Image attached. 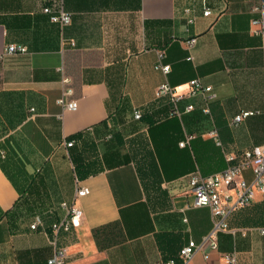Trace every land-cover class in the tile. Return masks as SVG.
I'll use <instances>...</instances> for the list:
<instances>
[{
	"label": "crops",
	"instance_id": "crops-1",
	"mask_svg": "<svg viewBox=\"0 0 264 264\" xmlns=\"http://www.w3.org/2000/svg\"><path fill=\"white\" fill-rule=\"evenodd\" d=\"M57 1L0 0V53L28 48L0 60V264H49L48 229L74 200L84 216L60 237L68 264L178 257L213 225L189 175L220 172L227 153L264 145V34L254 23L264 0H63L65 26L43 11ZM160 54L167 73L155 68ZM192 79L216 96L188 95ZM165 81L184 94L179 113L156 97ZM66 86L75 110L58 102ZM244 110L255 113L235 124ZM79 185L89 193L75 197ZM36 215L44 224L32 229ZM228 222L235 231L218 233V250L190 264H228L232 251L237 264H264V195Z\"/></svg>",
	"mask_w": 264,
	"mask_h": 264
},
{
	"label": "built area",
	"instance_id": "built-area-1",
	"mask_svg": "<svg viewBox=\"0 0 264 264\" xmlns=\"http://www.w3.org/2000/svg\"><path fill=\"white\" fill-rule=\"evenodd\" d=\"M263 17L254 19V23L259 24L256 33L264 34V4L260 7ZM43 11L50 16L53 22L65 26L71 22V14L65 9L63 0H58L52 5L43 7ZM211 8L204 6V15L211 14ZM192 21V19L190 20ZM189 45L196 42V37L190 38ZM28 48L23 44L10 43L5 46L0 53V60L9 54L26 53ZM163 55L160 54L155 68L161 69L164 73L169 71V65L162 61ZM63 83L68 84L69 78L64 77ZM72 88L66 86L62 96L58 102L66 109L75 110L78 107V102L75 99L68 100V96L72 93ZM156 97H170L175 103L174 112L179 113L177 108L178 101L184 97V94H179L177 87L165 81L160 83L155 90ZM201 94L205 101L216 96L211 85H203L199 79L190 81V90L188 95L194 96ZM194 104L190 103L186 106V110L194 109ZM203 110L209 112V107L204 106ZM252 110H244L234 116L235 124L241 122L246 117L254 114ZM135 117H141V111L135 110ZM74 140L67 141V144H72ZM187 140L180 144L184 146ZM228 161L227 167L217 173L203 175L199 171H194L189 175V185L194 193L195 206H209L211 208L213 225L209 233H207L201 241L197 242L190 239L188 243L182 246L179 250L178 257L160 261L156 264H190V261L199 251H203L206 247L211 250H218L219 241L218 233L221 231H232L235 229L229 226L228 216L236 209L248 206L254 200L256 193L261 192L264 195V145L243 150L239 153L229 152L226 154ZM252 171V179L248 180L244 177V172ZM89 193V188L86 186H78L75 197H80ZM62 206L66 211L63 218L51 223L48 231L51 236V243L54 246V253L48 260L49 264H68L67 255L68 247L60 242L62 233H71L75 228L80 226L83 219V210L79 207L75 200L73 202L63 201ZM44 224L41 215H36L31 223L32 229H38ZM264 232V229H262ZM209 253L204 254L205 258H209ZM228 264H237V254L235 251L224 253ZM16 264V263H15Z\"/></svg>",
	"mask_w": 264,
	"mask_h": 264
}]
</instances>
